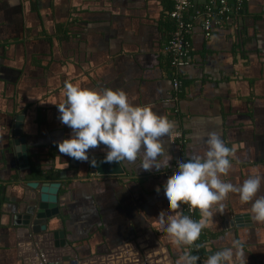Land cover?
<instances>
[{
  "label": "crops",
  "instance_id": "0c3cea01",
  "mask_svg": "<svg viewBox=\"0 0 264 264\" xmlns=\"http://www.w3.org/2000/svg\"><path fill=\"white\" fill-rule=\"evenodd\" d=\"M207 2L192 0L186 14L190 50L176 92L167 52L174 0H0V264L30 263L16 224L32 212L26 190L55 198L48 231L64 233L78 262L100 264L118 250L123 256L113 262L125 264V246L134 242L151 249L155 264H176L185 246L176 249L157 219L168 212L163 185L173 167L203 155L207 134L216 132L235 150L226 182L239 185L252 169L264 174V0H244L205 38L200 10ZM66 82L121 89L134 105L174 121L183 144L163 138L170 167L144 171L138 158L121 161V175L100 176L60 154L57 143L71 134L56 106ZM106 151L101 145L89 157ZM223 203L203 229L199 264L232 240L242 242L246 264H264V223L252 218L251 203L237 193Z\"/></svg>",
  "mask_w": 264,
  "mask_h": 264
},
{
  "label": "clouds",
  "instance_id": "9594fccd",
  "mask_svg": "<svg viewBox=\"0 0 264 264\" xmlns=\"http://www.w3.org/2000/svg\"><path fill=\"white\" fill-rule=\"evenodd\" d=\"M64 96L65 100L56 106L60 122L71 129V134L57 143L60 154L96 167L97 162L89 157V152L104 145L105 163L135 164L141 158L139 168L144 171L170 167L173 157L165 151L162 141L164 137H178L180 133L176 131V123L167 116L157 114L149 105H134L121 89L94 90L66 82ZM205 143L203 155L178 162L177 169L163 185L168 212L161 211L157 219L176 249L191 247L199 239L216 213H223V202L230 193H237L241 203H251L252 218L264 223V195H257L264 183V174L252 169L241 184L226 182L223 177L233 168L230 158L235 159V150L227 147L216 132L208 133ZM156 191L159 193L160 188ZM182 204L190 210H199L201 219L183 215L179 211ZM198 260V256L184 251L176 264H196ZM205 264H246L242 242L232 240L231 246L210 255Z\"/></svg>",
  "mask_w": 264,
  "mask_h": 264
},
{
  "label": "water",
  "instance_id": "95a60500",
  "mask_svg": "<svg viewBox=\"0 0 264 264\" xmlns=\"http://www.w3.org/2000/svg\"><path fill=\"white\" fill-rule=\"evenodd\" d=\"M105 155H93L91 158H95L97 164L96 167H92L89 164L90 169L97 175H121L123 170L120 163L115 162L109 164L104 162ZM25 159V154H24ZM26 168H28L27 161L25 159ZM21 165V164H20ZM46 191V189L42 190ZM25 202L32 207V212L24 213L22 219L17 228V236L20 244L27 245L30 253H27L31 257L29 264H85L87 262H78L74 258L75 251L68 245L65 240L64 233L53 234L48 231V219L51 214L57 213L58 209L55 204V198L48 197L46 194H36L33 191L26 190ZM54 200V203L48 202V200ZM52 239H57L53 241ZM59 240V241H58ZM54 247L55 249H52ZM132 250H131V248ZM56 248L59 250L56 251ZM128 258L124 259L125 264L133 262V264H155L157 259L151 249L139 250L134 242H130L126 245ZM121 249V248H120ZM60 251V252H59ZM149 251V253H147ZM162 251L167 252L166 249ZM126 254V253H125ZM123 256L122 252L118 250H112V252L105 256L104 259H100L102 264H114L113 259ZM168 257V255L164 256ZM162 258V257H161ZM94 261V260H93ZM97 262V261H96ZM100 263V264H101ZM170 264V262H168Z\"/></svg>",
  "mask_w": 264,
  "mask_h": 264
},
{
  "label": "built area",
  "instance_id": "2783aa9c",
  "mask_svg": "<svg viewBox=\"0 0 264 264\" xmlns=\"http://www.w3.org/2000/svg\"><path fill=\"white\" fill-rule=\"evenodd\" d=\"M192 0H174V8L170 13V17L175 21V28L171 33V37L168 43L167 52L171 56V68L174 70H180L187 64V55L190 44L185 39L186 34H189L191 30V23L185 20L186 14L191 7ZM243 0H236L234 7H230L229 0H209L208 6L205 8L202 19V28L205 38H208L212 29H218L225 25L230 20V15L236 10L241 8ZM217 10L215 13L213 12ZM195 13H198L195 11ZM217 14L220 18L215 17ZM180 83L177 78L173 79V88L175 91L178 90ZM179 132V131H177ZM180 133V132H179ZM177 144H183L182 133L178 137L172 136V141ZM183 162V161H179ZM177 169L175 165L172 172ZM182 209L185 215L189 216L193 220H196L194 216L195 210H190L188 205L182 204Z\"/></svg>",
  "mask_w": 264,
  "mask_h": 264
},
{
  "label": "trees",
  "instance_id": "16d2710c",
  "mask_svg": "<svg viewBox=\"0 0 264 264\" xmlns=\"http://www.w3.org/2000/svg\"><path fill=\"white\" fill-rule=\"evenodd\" d=\"M243 1H244V0H243ZM232 2H233L232 0H229V5H230V7H234V6H232ZM207 6H208V2H207L206 5L204 6V9H203V10H200L201 14L204 13L205 8H206ZM173 8H174V7H173ZM242 8H243V5H241V8H240L238 11H240ZM172 10H173V9H172ZM216 11H217V10L214 9L213 12L215 13ZM238 13H240V12H238ZM185 20H186L187 22H190V21H188V19H187L186 17H185ZM190 23H191V22H190ZM174 28H175V26H174ZM174 28H173V30H174ZM173 30L171 31V33L173 32ZM170 37H171V34H170ZM185 39L189 42V40H188V34H186V38H185ZM189 44H190V43H189ZM189 50H190V47H189ZM188 53H189V51H188ZM168 54H169V53H168ZM169 56H170V54H169ZM186 59H187V57H186ZM170 64H171V56H170ZM170 66H171V65H170ZM171 69H172V68H171ZM171 75H172V78H173V79L177 78L178 81H179V83H180V86H179L178 90L176 91V92H178V91L180 90L181 86H182V73H180V70H174V69H172ZM182 211H183V210H182ZM183 215H185L184 211H183ZM198 215H199V210H195V212H194V216H195V218H196L197 221H199V216H198ZM204 235H205V231L202 230L199 239H198L197 241H195V243H194L191 247H187V246L184 247L185 251L190 252L192 255H196V256H198L200 260H203V259H204L203 257L205 256V253H204V250H203V246H202ZM197 245H200V247L197 248ZM199 263H201V262L198 260V261L196 262V264H199Z\"/></svg>",
  "mask_w": 264,
  "mask_h": 264
}]
</instances>
